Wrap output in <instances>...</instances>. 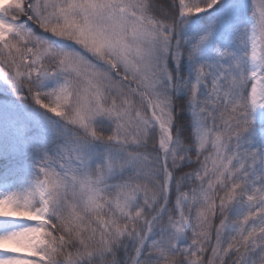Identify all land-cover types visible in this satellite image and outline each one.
Returning <instances> with one entry per match:
<instances>
[{"label": "snow or ice", "instance_id": "obj_1", "mask_svg": "<svg viewBox=\"0 0 264 264\" xmlns=\"http://www.w3.org/2000/svg\"><path fill=\"white\" fill-rule=\"evenodd\" d=\"M0 264H264V0H0Z\"/></svg>", "mask_w": 264, "mask_h": 264}]
</instances>
